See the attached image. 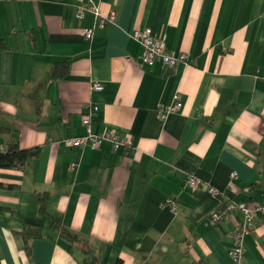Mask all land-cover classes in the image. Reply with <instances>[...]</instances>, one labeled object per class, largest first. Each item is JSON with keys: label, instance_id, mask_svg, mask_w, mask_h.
I'll use <instances>...</instances> for the list:
<instances>
[{"label": "crops", "instance_id": "0c3cea01", "mask_svg": "<svg viewBox=\"0 0 264 264\" xmlns=\"http://www.w3.org/2000/svg\"><path fill=\"white\" fill-rule=\"evenodd\" d=\"M85 1L0 0V150L39 146L23 168L0 167V182L17 186L0 187V264H236L237 217L209 215L264 196V0H94L116 12L102 27L91 11L77 16ZM147 26L186 61L143 62L131 32ZM60 61L68 71L52 78ZM93 81L103 87L91 90ZM175 92L182 105L163 120ZM89 101L92 130L113 129L131 148L65 143L84 132ZM190 173L200 179L193 189ZM41 221L27 250L21 231ZM243 264H264L260 213Z\"/></svg>", "mask_w": 264, "mask_h": 264}, {"label": "built area", "instance_id": "2783aa9c", "mask_svg": "<svg viewBox=\"0 0 264 264\" xmlns=\"http://www.w3.org/2000/svg\"><path fill=\"white\" fill-rule=\"evenodd\" d=\"M85 11H91L97 19V25L99 27L104 26L107 22H112L116 16L114 10H110L108 13L101 12L98 4L94 0H86L77 6V16H82ZM94 26L84 27L82 34L85 38L91 39L94 34ZM131 36L139 41L143 46L142 60L147 64H151L158 60L166 66H172L178 61H186L185 52H175L169 50L165 46V38L162 34H157L152 31L150 27H137L131 32ZM103 87L102 82L93 81L90 83V89L99 90ZM182 105L179 92H175L173 95V101L170 104L161 106L159 108V116L165 120L166 117L180 109ZM98 104L92 101L87 103L85 113L82 115V125L84 132L80 135H75L66 138L64 141L67 145H90L96 147L104 140L112 142L114 148L128 149L133 146L130 137L121 135L113 129L104 130L102 132H94L91 127V120L96 114ZM77 163L71 162L70 168L76 169ZM231 176H235V172L231 173ZM200 181L193 173H190L186 180V186L193 189ZM211 192H216L217 189L214 186H210ZM173 210L176 209L175 200L172 197H167L165 200ZM260 213L264 215V196L262 200L253 206H248L243 201H228L221 203L215 210L211 211L209 218L212 222H220L221 220L233 215L236 218V227L233 231L234 243L230 248V254L235 260L236 264H243V252H244V236L249 233L255 226V216ZM239 214V215H237Z\"/></svg>", "mask_w": 264, "mask_h": 264}, {"label": "trees", "instance_id": "16d2710c", "mask_svg": "<svg viewBox=\"0 0 264 264\" xmlns=\"http://www.w3.org/2000/svg\"><path fill=\"white\" fill-rule=\"evenodd\" d=\"M7 45L3 38H0V51L5 50ZM68 71V63L66 61L55 62L51 67V77L52 78H59L62 77ZM39 153V146H31L26 148H21L17 144V142H9L7 147L4 151L0 150V167L4 168H23L26 161L30 158L36 157ZM0 187H7V188H15L17 186L12 184H4L0 182ZM47 195L46 194H39L38 195V208L39 212L42 215V219L47 217L48 209H47ZM15 213L14 210H12ZM43 221L40 223H26L23 230L21 231V235L24 238L25 246L27 250L30 247V241L34 237L42 236V226ZM56 221L54 218L51 222ZM61 226V224H60ZM64 232L71 238L72 241L77 240L76 233L71 232L68 228L61 226ZM71 245H69V252H72ZM79 264H96L93 260H89L87 257L83 258L79 261Z\"/></svg>", "mask_w": 264, "mask_h": 264}]
</instances>
